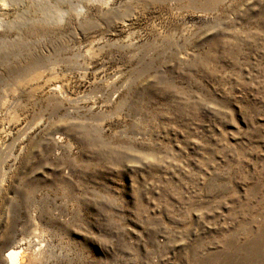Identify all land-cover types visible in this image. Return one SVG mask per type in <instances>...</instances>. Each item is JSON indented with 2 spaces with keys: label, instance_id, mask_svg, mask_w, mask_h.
I'll return each mask as SVG.
<instances>
[{
  "label": "rangeland",
  "instance_id": "374dc122",
  "mask_svg": "<svg viewBox=\"0 0 264 264\" xmlns=\"http://www.w3.org/2000/svg\"><path fill=\"white\" fill-rule=\"evenodd\" d=\"M0 6V264H264V0Z\"/></svg>",
  "mask_w": 264,
  "mask_h": 264
},
{
  "label": "bare ground",
  "instance_id": "6f19581e",
  "mask_svg": "<svg viewBox=\"0 0 264 264\" xmlns=\"http://www.w3.org/2000/svg\"><path fill=\"white\" fill-rule=\"evenodd\" d=\"M3 9V6H0V11ZM50 92H59L61 91L60 86L54 85L50 87ZM54 92V93H55ZM62 92V91H61ZM26 249L22 244L14 245L8 247L3 255L5 264H25L26 263Z\"/></svg>",
  "mask_w": 264,
  "mask_h": 264
}]
</instances>
